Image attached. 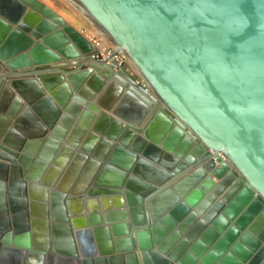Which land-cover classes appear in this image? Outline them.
<instances>
[{"label":"water","instance_id":"1","mask_svg":"<svg viewBox=\"0 0 264 264\" xmlns=\"http://www.w3.org/2000/svg\"><path fill=\"white\" fill-rule=\"evenodd\" d=\"M68 1L127 64L42 0H0V114L19 96L4 126L24 102L42 120L24 144L0 129V264H264V0ZM99 107L134 144L74 155Z\"/></svg>","mask_w":264,"mask_h":264},{"label":"crops","instance_id":"2","mask_svg":"<svg viewBox=\"0 0 264 264\" xmlns=\"http://www.w3.org/2000/svg\"><path fill=\"white\" fill-rule=\"evenodd\" d=\"M70 24H72V23H70ZM72 26H73V24H72ZM79 31H81L85 36H87V34H85V32L83 30L79 29ZM87 37L89 38V36H87ZM90 39H92V38H90ZM72 67L73 66H70V68H72ZM130 70H132V69H130ZM73 81L79 86L77 88V91L79 89H82L85 86V82L79 81L78 77H74ZM68 84H70V82H68ZM126 93H124L121 98L118 97L115 99L114 109L116 110L119 107L120 103L123 102V105L121 106L122 113L129 115V113L131 111H126V110H124V108H127L128 106L130 108L131 107L133 108L134 106H131L130 104L134 103L135 101H133L131 99V96H127L126 98H124V96H126ZM17 96H18L17 94H15V95L12 94V96L10 98L5 97L3 99L4 102L6 101L5 102L6 108H5V111L0 114V129H4L5 133L7 134V135H5V134L4 135L8 136L7 138L9 139V141H16V142L20 141V143L24 144L23 142L25 140L27 142V140L34 139L38 136V135H36V133H38L37 128H39L38 124H40V123L37 122V119L39 120V122L42 120L40 118V114H37L33 111L34 110V109H32L33 104L29 105L30 108L29 107L24 108V106L26 105V102H24L23 105L19 106V108H18L16 120L11 119V123L9 122V124L4 126L5 122H6V121H4V118H6V113L8 112V110H11L13 107V104L16 103L15 98H17ZM22 102H23V100H22ZM92 102H93V100H92ZM67 105H68V103H67ZM122 107H124V108L122 109ZM99 109L100 110L95 112L94 115H96V116L93 117L94 119H93V121L89 127V130L82 137L80 145L77 148L74 155L83 154V155H89L93 158H95L94 156H96V155H98L100 157L101 156H110L116 150V148L123 143L122 140L125 137H128L126 139L130 138V140L128 142V146H127L128 149H130V147L134 144L138 133L134 130L133 125H130L131 124L130 122H128V123L124 122L123 120L116 117L114 114L111 113V111L107 110L104 107H99ZM132 111L133 112H132L131 116L136 114L135 110H132ZM81 113H82V110H81ZM135 120L136 119H134V121ZM13 121L15 122L14 124H13ZM130 131L135 132L136 135L133 137H130L128 135ZM111 138H115V139L113 140ZM111 144H113V145H111ZM32 145L30 147H31L32 152H35V154L37 152H39V150L43 149V146H41V145H40L41 147L37 146L36 144H32ZM74 157H76V156H74ZM74 157L72 158L71 161H74L73 160V159H75ZM34 158H36V157H34ZM164 158L165 157L163 156L160 159L161 164H159V165H161V167H162V160H164ZM90 159L91 158L84 161V163L80 167L78 165L75 166L73 164L74 162H70L69 165L67 166L68 168H66L64 174L59 179V182L57 184L58 187H61V189L64 191L72 190L74 188L73 183H76L75 181H77L78 178L80 176H82L85 171H87V172L89 171L88 170V164L90 163ZM128 160H129V158H128ZM34 163L35 162L33 161L31 166L34 165ZM175 166H177V164H174L173 167L175 168ZM102 168H103V164L101 162L99 169L96 171L99 172L102 170ZM76 170H78V172H75ZM75 173H78V174H75ZM188 173H189L188 171H185L182 174H183V176H185ZM44 176H43V178H44ZM32 200L37 201L38 198H33ZM50 204L52 207V199L49 202V205ZM163 204H164V202L161 201L160 204L158 205L159 210H160V212H159L160 219L164 218V216L169 213V207H163L164 206ZM40 228H41V225H37V223H36L35 224L36 230L34 231L33 228L31 227L29 231L32 234L43 235V232L41 231ZM88 229H91V227H88ZM66 233L67 232H64L61 230L59 231L60 241L58 242V245H59V248L63 249V250L68 249L67 245L69 242H68ZM84 244H85L86 248H88V246L90 245L89 239L84 240ZM86 248L84 247V250H86ZM1 255H2V252H1ZM12 256H13V254H3L1 257V260L4 263H6V262L9 263L13 258ZM116 263L119 264L120 262L116 261Z\"/></svg>","mask_w":264,"mask_h":264},{"label":"rangeland","instance_id":"3","mask_svg":"<svg viewBox=\"0 0 264 264\" xmlns=\"http://www.w3.org/2000/svg\"><path fill=\"white\" fill-rule=\"evenodd\" d=\"M50 7L55 8L60 14L64 16L70 23L73 24L77 29H81L92 38V40L101 47L102 52L106 53L109 50H112L114 45L110 40L98 30V28L93 25L85 16L72 6L67 0H42ZM121 55V54H118ZM127 64V60L125 59ZM128 69H132V66L127 65Z\"/></svg>","mask_w":264,"mask_h":264},{"label":"built area","instance_id":"4","mask_svg":"<svg viewBox=\"0 0 264 264\" xmlns=\"http://www.w3.org/2000/svg\"><path fill=\"white\" fill-rule=\"evenodd\" d=\"M113 49H114V47H113ZM113 49L112 50H109V51H107L106 53H104V52H102V50H101V47H100V52H101V54H102V57H104V58H111V57H114L115 59H117V61L119 62V61H123V62H125V59H126V57L121 53V52H118V53H116L115 55H113V56H111V54H112V51H113ZM118 54H121V55H118ZM213 152V151H212ZM215 154V153H214ZM217 156H219L222 160H226L227 159V157L223 154V153H217Z\"/></svg>","mask_w":264,"mask_h":264},{"label":"bare ground","instance_id":"5","mask_svg":"<svg viewBox=\"0 0 264 264\" xmlns=\"http://www.w3.org/2000/svg\"><path fill=\"white\" fill-rule=\"evenodd\" d=\"M68 1V0H67ZM69 2V1H68ZM72 6H74L71 2H69ZM75 7V6H74ZM77 10H79L77 7H75ZM80 11V10H79ZM81 12V11H80ZM82 13V12H81ZM84 16H85V18L86 19H88L87 17H86V15L84 14V13H82ZM89 20V19H88ZM90 21V20H89ZM91 22V21H90ZM92 23V22H91ZM93 24V23H92ZM94 25V24H93ZM99 30V29H98ZM100 31V30H99ZM101 32V31H100ZM121 121V120H120ZM91 130V129H90Z\"/></svg>","mask_w":264,"mask_h":264}]
</instances>
